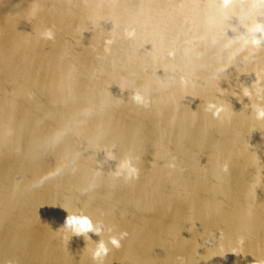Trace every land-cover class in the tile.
<instances>
[{"label":"water","instance_id":"95a60500","mask_svg":"<svg viewBox=\"0 0 264 264\" xmlns=\"http://www.w3.org/2000/svg\"><path fill=\"white\" fill-rule=\"evenodd\" d=\"M256 23L264 0H0V264H94L62 208L127 233L104 264H264Z\"/></svg>","mask_w":264,"mask_h":264},{"label":"clouds","instance_id":"9594fccd","mask_svg":"<svg viewBox=\"0 0 264 264\" xmlns=\"http://www.w3.org/2000/svg\"><path fill=\"white\" fill-rule=\"evenodd\" d=\"M248 33L251 36V39L244 38L243 43H250L257 47L260 46L261 42L264 41V24H253L249 27ZM256 34H259V38H257ZM128 35L131 37L133 33H129ZM40 38L48 41L54 40V32L51 29H46L41 33ZM120 91L122 92L125 90L120 89ZM239 95L243 98H247L249 102H251L252 92L249 87H243ZM130 99L138 106L147 107L149 104V100L140 92H134ZM237 100L242 102V100ZM249 105L254 119L256 121H264V97H258L257 103H249ZM205 111L210 112L213 119H219L221 114L225 111V108L223 105L209 102L205 107ZM104 160L105 162H112L114 164V168L111 172L114 179H123L125 181L138 179L139 169L136 167L135 158L132 155H125L122 158L117 159L115 153L109 150L104 153ZM167 166L169 168H174L175 164L170 163ZM62 210L68 214L62 227L57 231L62 229L68 233L70 237H83L86 245L91 241L89 234L99 237L97 242H92L94 247L91 249V259L94 264H104V260L110 251L109 245H111V248L118 250L121 247V240L127 236V233L124 232H121L118 235H113V229L111 227H106L99 221L93 222L92 218L87 215L70 213L65 208H62ZM105 233H108L107 241L103 238Z\"/></svg>","mask_w":264,"mask_h":264}]
</instances>
